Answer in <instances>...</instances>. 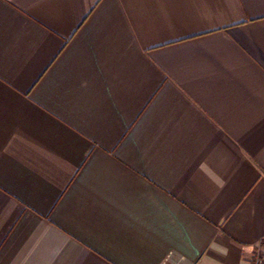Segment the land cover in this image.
<instances>
[{
  "label": "crops",
  "instance_id": "1",
  "mask_svg": "<svg viewBox=\"0 0 264 264\" xmlns=\"http://www.w3.org/2000/svg\"><path fill=\"white\" fill-rule=\"evenodd\" d=\"M0 264H264V0H0Z\"/></svg>",
  "mask_w": 264,
  "mask_h": 264
}]
</instances>
